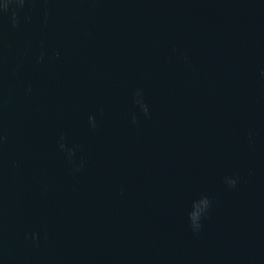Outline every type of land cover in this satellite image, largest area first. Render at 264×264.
I'll list each match as a JSON object with an SVG mask.
<instances>
[{
	"label": "water",
	"instance_id": "1",
	"mask_svg": "<svg viewBox=\"0 0 264 264\" xmlns=\"http://www.w3.org/2000/svg\"><path fill=\"white\" fill-rule=\"evenodd\" d=\"M0 264H264V0L10 4Z\"/></svg>",
	"mask_w": 264,
	"mask_h": 264
},
{
	"label": "clouds",
	"instance_id": "2",
	"mask_svg": "<svg viewBox=\"0 0 264 264\" xmlns=\"http://www.w3.org/2000/svg\"><path fill=\"white\" fill-rule=\"evenodd\" d=\"M24 3H25V0H4V3L0 4V14L6 13L9 9L10 4H16L20 8H22L24 6ZM12 26L13 27L18 26V19L16 18L15 11L13 12ZM145 111H147V110L145 109ZM234 183H235V181H232L231 184H234ZM199 227H200V225L196 228V230H198ZM33 238H35V236Z\"/></svg>",
	"mask_w": 264,
	"mask_h": 264
}]
</instances>
